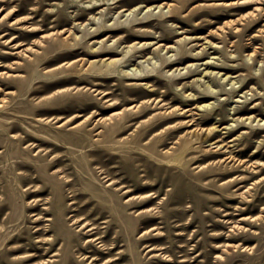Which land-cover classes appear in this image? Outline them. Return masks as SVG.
<instances>
[{"label": "rangeland", "instance_id": "rangeland-1", "mask_svg": "<svg viewBox=\"0 0 264 264\" xmlns=\"http://www.w3.org/2000/svg\"><path fill=\"white\" fill-rule=\"evenodd\" d=\"M166 1L0 0V264H264V0ZM106 36L120 52L92 53ZM201 76L219 92L189 100ZM149 96L166 104L124 109Z\"/></svg>", "mask_w": 264, "mask_h": 264}, {"label": "bare ground", "instance_id": "bare-ground-1", "mask_svg": "<svg viewBox=\"0 0 264 264\" xmlns=\"http://www.w3.org/2000/svg\"><path fill=\"white\" fill-rule=\"evenodd\" d=\"M85 1V0H84ZM88 1V0H87ZM93 1H95V0H90V4H88V6H84L85 7V9H98V8H101V6L102 5H104V4H106L107 2H106V0L105 1H102V0H96L95 2H93ZM110 1V0H109ZM118 1H120V0H118ZM123 1V0H122ZM128 1V0H127ZM166 1V0H165ZM241 1H243V0H241ZM167 2V1H166ZM161 3V2H160ZM170 3V2H169ZM169 3H166L168 6H171V4H169ZM173 3V2H172ZM163 4V3H162ZM162 4H154V5H152L151 4V6H148V9L150 10V8H152V6H155L156 8L158 7V6H162ZM165 4V3H164ZM163 4V5H164ZM228 4V3H227ZM141 5V4H140ZM145 5V4H144ZM146 7H147V5H145ZM136 7V9L139 7H141V6H139L138 5V7L137 6H135ZM138 8V9H139ZM142 8V7H141ZM155 8V9H156ZM34 9V8H33ZM134 9L135 8H133V9H130L131 11H134ZM154 9V10H155ZM259 9H261V6L260 5H256V7H255V11H253V12H256L257 10H259ZM123 10H129L128 8H124ZM144 10V9H143ZM153 10V9H152ZM152 10H151V12H152ZM157 10V9H156ZM138 11V10H137ZM169 11V10H168ZM104 12V10L102 9L101 11H96L95 13H93L92 15V17L94 18V20L98 17L97 16V14L98 13H103ZM154 12V11H153ZM127 13V12H126ZM133 13H136L135 11L133 12ZM139 13V12H138ZM137 13V14H138ZM155 13V12H154ZM104 14V13H103ZM125 14V13H124ZM6 15V13L2 16V18H4V16ZM126 15V14H125ZM128 15H129V13H128ZM131 15V14H130ZM132 15H135V14H132ZM170 15H171V13H170ZM173 15V14H172ZM140 16V15H139ZM168 16V15H167ZM91 17V18H92ZM26 18H32V16H19V17H16L15 19H14V21L13 22H16V23H20V22H22L23 20H25ZM141 22V21H140ZM87 24H88V22H87ZM165 25V24H164ZM166 26V25H165ZM164 26V27H165ZM35 27V26H34ZM169 28V27H168ZM32 28L30 27V30H31ZM106 29H112V28H104V29H97V28H95V29H93V30H91V29H88V34L90 35V34H93L92 36H95V35H98V34H101L103 31H105ZM113 29H116V28H113ZM119 29V28H118ZM130 29V31H131V33H133L134 32V29L133 28H129ZM62 31H65V32H67V33H69V34H67V36H69L71 33H72V31H71V29H69V28H64V29H62L61 30V32ZM89 37V36H88ZM107 37L108 36H106V37H104L102 40L100 39V40H95L94 41V43H95V45H97L98 43H101L99 46H98V48H97V46H96V50H94V52L92 51V53H95V54H99V53H102V52H111V53H115V52H120V50H119V48L121 47V45H122V42L126 39H118V42L117 43H115L114 45H112V44H108L107 43V41H106V39H107ZM117 40V39H116ZM86 41V40H85ZM77 42V41H76ZM152 43V42H151ZM78 44V43H77ZM142 43L140 42V41H138V42H134L133 44H130L129 45V47L131 48L132 46H135L136 48H140V46L139 45H141ZM150 43H148V42H144L142 45H141V47H143L142 49L144 50L146 47H148V45H149ZM171 44V43H170ZM95 45L94 46H92V47H95ZM128 45V44H127ZM151 45V44H150ZM125 46V45H124ZM123 46V47H124ZM160 46V45H159ZM82 47V46H81ZM122 47V48H123ZM128 47V48H129ZM158 47V46H157ZM170 48L171 49V47H173L172 45H168L167 44V46L165 47V48ZM83 48V47H82ZM134 48V47H133ZM80 49V48H79ZM94 49V48H93ZM135 49V48H134ZM142 49H140V50H142ZM122 51H124V50H122ZM125 51H129L130 52V49H125ZM184 51H186V49L184 50ZM187 51H189V50H187ZM185 53V56L184 57H193V58H199V57H201V56H204L206 53H207V50H206V46H204V47H202V50H197L195 53H193V52H188V53H186V52H184ZM97 54V55H98ZM147 57H149V56H147ZM171 57V56H170ZM214 57H217V56H212V58H214ZM79 58V57H78ZM142 58V57H141ZM151 58V57H150ZM150 58H148V59H150ZM79 59H81V58H79ZM122 59H123V57H116V56H107L106 55V57H104V58H101L100 60H98V62L99 61H102L103 60V62L106 64V65H111V67H116V66H118V65H120L121 64V61H122ZM145 59V58H144ZM76 60H78V59H76ZM76 60H72V61H70V62H65V63H63V64H60L59 66H57V67H61L62 65H64V64H68V65H71V64H73V63H75V61ZM127 60H130V59H127ZM136 60V59H135ZM141 60H143V59H141ZM140 60V61H141ZM124 61V60H123ZM137 61V60H136ZM139 61V60H138ZM87 62H89L90 64H93L94 63V60H88ZM143 62V61H142ZM164 62L167 64V65H169L171 62H172V60H169L168 58H166L165 57V59H164ZM137 63V62H136ZM139 63V62H138ZM203 63H205V64H207V66L206 67H204V68H202L201 69V71H200V73L202 72V73H205V76H211L212 74H215V75H219V71H214V70H210L209 69V67H216V66H218V64L216 63V61L215 60H206V62H203ZM133 64V63H132ZM147 64V63H146ZM193 64L194 63H191V64H189V65H187L188 66V70H186V71H183V68H185V67H182V68H180L179 69V72H178V74H179V76H178V78H185V77H187V76H190L191 74H193V73H195V72H197L199 69H200V65L201 64H199V65H197V66H195V67H193ZM145 66V65H144ZM143 66V67H144ZM56 67V68H57ZM75 68H77V67H75ZM136 68V67H135ZM134 68V69H135ZM74 69V68H73ZM137 69H138V67H137ZM139 70V69H138ZM176 70H178V67L176 68ZM136 71V70H135ZM142 71V70H141ZM130 73V72H129ZM131 74H132V72H131ZM177 74V75H178ZM224 75L225 76H227V73L225 72L224 73ZM100 76V75H99ZM112 77L114 76V75H111ZM111 76H107V77H111ZM158 77V76H156L155 74H149V75H142V74H139L138 72L136 73V74H133V75H131V76H129L128 75V77L127 78H130V79H137V80H139V79H146V78H151V77ZM202 76H204V75H202ZM202 76H201V78H197V79H195V80H197V81H201V83L202 84H205L206 85V87L205 88H200L199 90L201 91V92H204V93H206V94H202V95H200V96H196L197 94L196 93H188L187 94V97H190V96H192V97H190L189 98V100H195V99H197V100H200V99H202L203 97H206V96H209V95H212V96H214V94H216L217 92H219L218 90H216V89H214L212 86H211V83L209 84L207 81H205L204 79H202ZM221 78H222V75L220 76ZM228 77H229V75H228ZM231 77H233V76H231ZM159 78V77H158ZM217 78V77H216ZM219 78V77H218ZM232 79V78H231ZM232 80H234V79H232ZM132 80H130V83H126V85H127V89H132V88H134V89H141V90H152V91H155L157 88H155L154 86H155V83H151L150 81H147V82H145L147 85H148V87L147 88H145V86L144 85H142V84H138L137 82H131ZM204 81V82H203ZM238 81V80H237ZM237 81H233V83H236ZM128 82H129V80H128ZM151 83V84H150ZM208 83V84H207ZM200 84V83H199ZM184 86L186 85V84H183ZM183 86V87H184ZM204 86V85H203ZM150 87V88H149ZM152 87V88H151ZM197 87V86H196ZM202 87V86H201ZM97 89V88H96ZM110 91H107V90H102V93L104 94V95H107L108 93H109ZM167 93V92H166ZM249 95H251L250 97H249ZM161 96V95H160ZM162 97V96H161ZM176 97V96H175ZM246 97H247V100L249 101V99L251 98V99H255V98H257V97H262L261 95L260 96H256V94H254L253 92H249V94L247 93V91H246ZM111 99V98H110ZM240 99H238L237 101H239ZM247 100H245V101H247ZM168 101V100H167ZM252 101V100H251ZM163 104H166L165 103V99L164 98H160V97H157V96H149V97H147V98H145V99H143L141 102H136V103H132L128 108H124L125 110H128V109H133V108H135V109H138V111L141 113H145L147 110H148V107H149V105H163ZM171 104V103H170ZM210 105V103H203V104H201L200 106H206V107H208ZM260 105H261V103H259V102H255V104H253L251 107L252 108H255V109H258V108H260ZM157 106H156V108H157ZM175 106H177V105H175ZM200 106H198V107H200ZM161 107V106H160ZM151 108V107H150ZM167 109H166V113H168V112H170V113H168V114H166L165 112V114H161V116L159 117V118H157V119H155L153 122H152V124H150L149 126H148V131L149 130H154V129H156L159 125H161L163 122H165V121H167V119L168 118H170L171 116V113L172 112H174V111H172V110H174L176 107H174L173 105H169V106H167L166 107ZM177 108H178V106H177ZM182 110H183V108H181ZM176 110V109H175ZM180 110V109H179ZM186 110H191L190 108H188V109H186ZM239 111H241V110H239ZM177 112V111H176ZM163 113V112H162ZM158 114V113H157ZM159 115V114H158ZM151 116H153V114L151 115ZM207 117H209L210 118V114H208L207 115ZM173 118V117H172ZM171 118V119H172ZM101 119H103L102 117H100V119L99 120H101ZM238 119H240V116H238L237 117V119H235V120H238ZM248 119H250V122H252L253 120H256L257 119V115H251L250 114V116H247V117H243V118H241V122H239L238 123V125L239 124H241V125H244L245 124V121L246 120H248ZM259 120H261V121H263V118H260ZM151 122V121H150ZM264 122V121H263ZM260 123V122H259ZM216 127H217V125H215V127H213V128H207L206 130H205V133L204 134H202V135H199L198 133L196 134L197 136H196V139H198V141H200V142H204V141H208V140H215V141H213L212 143H214V142H217L218 140H220L221 138H216L215 139V137H216V135H217V131H216ZM258 132H259V130H253V131H244V136H247L248 135V133H253V135H256V134H258ZM245 133H247L246 135H245ZM235 138H238V136L237 137H235ZM235 138H233V139H235ZM233 139H231V140H233ZM211 143V142H210ZM217 145H219V144H217ZM225 145H227V143L225 144ZM259 153V151H256L255 153H253L254 155H256V154H258ZM129 191V190H128Z\"/></svg>", "mask_w": 264, "mask_h": 264}]
</instances>
